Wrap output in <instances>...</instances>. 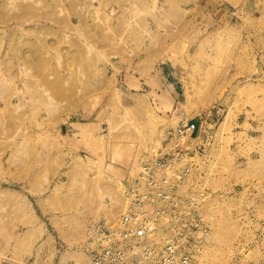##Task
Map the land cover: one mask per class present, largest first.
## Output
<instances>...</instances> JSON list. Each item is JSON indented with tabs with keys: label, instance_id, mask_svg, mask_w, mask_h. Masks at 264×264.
Segmentation results:
<instances>
[{
	"label": "rangeland",
	"instance_id": "1",
	"mask_svg": "<svg viewBox=\"0 0 264 264\" xmlns=\"http://www.w3.org/2000/svg\"><path fill=\"white\" fill-rule=\"evenodd\" d=\"M181 121L193 264H264V0H0V264H89Z\"/></svg>",
	"mask_w": 264,
	"mask_h": 264
},
{
	"label": "built area",
	"instance_id": "2",
	"mask_svg": "<svg viewBox=\"0 0 264 264\" xmlns=\"http://www.w3.org/2000/svg\"><path fill=\"white\" fill-rule=\"evenodd\" d=\"M198 130L197 122L181 121L174 150H160L132 164L137 175L122 184L119 218L111 225L99 222L92 230L89 264L194 263L208 233L191 224L193 216L183 209L181 190L191 176L189 160L204 152L202 147L183 150L184 139Z\"/></svg>",
	"mask_w": 264,
	"mask_h": 264
},
{
	"label": "bare ground",
	"instance_id": "3",
	"mask_svg": "<svg viewBox=\"0 0 264 264\" xmlns=\"http://www.w3.org/2000/svg\"><path fill=\"white\" fill-rule=\"evenodd\" d=\"M183 145H184V146H186V145H187V146H190L191 144L188 142V140H185V139H184V141H183ZM121 210H122V208H121ZM110 225H111V224H110Z\"/></svg>",
	"mask_w": 264,
	"mask_h": 264
}]
</instances>
